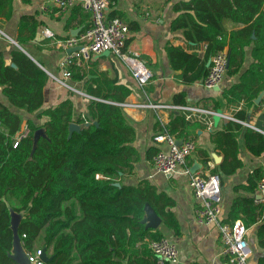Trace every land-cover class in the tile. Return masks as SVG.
<instances>
[{"label":"trees","instance_id":"trees-1","mask_svg":"<svg viewBox=\"0 0 264 264\" xmlns=\"http://www.w3.org/2000/svg\"><path fill=\"white\" fill-rule=\"evenodd\" d=\"M177 7L185 12L173 22V27L184 29L186 39L194 42L188 45L192 52L182 46L167 48L173 70L181 71L177 78L190 83L202 81L210 69L208 60L225 47L230 57L227 73L238 74L244 64L245 48L253 45V62L237 82L223 91L228 105L244 101L245 106L235 116L246 121V108L252 106L253 99L264 88V0H189ZM11 13L12 0H0V17L9 18ZM227 19L242 27L229 31L224 25ZM36 24L22 20L20 33L30 29L29 38L33 39ZM29 38L20 35L18 41L23 44ZM203 44L207 48L201 54L198 49ZM12 61L17 67L0 56V85L4 94L14 106L48 119L43 124L29 119V136L14 147L13 138L21 129L23 115L1 104L0 264H17L10 256V208L25 212L19 227L24 248L34 251L40 239V245L52 257L47 264H159L147 239H160L165 234L160 228L147 227L146 205L152 206L175 233L181 229L175 214L166 209L170 201L158 194L153 185L148 181L127 183L123 179V172L131 170L137 160L135 127L119 105L131 89L100 73L89 93L106 101L90 99L88 112L75 117L71 99L44 108V87L49 75L28 54L16 49ZM72 71L74 79L85 76L80 69L73 67ZM219 105L217 102L216 106ZM73 121L92 123L70 136ZM239 122L229 121L222 129L211 132L215 148L224 155L213 170L220 176L234 174L244 166L238 142L243 130L247 149L255 156L264 152V134L244 128ZM189 125L186 116L180 115L172 118L167 127L181 138L186 136L184 129ZM40 128H44V134L35 142L34 134ZM209 158L207 153L206 160ZM262 173L263 168H256L248 184L236 188L254 190ZM245 214L248 226L261 219L262 210L252 196H238L231 205L230 220ZM257 235L259 245L264 247V222ZM257 264H264V255L258 257Z\"/></svg>","mask_w":264,"mask_h":264},{"label":"crops","instance_id":"crops-1","mask_svg":"<svg viewBox=\"0 0 264 264\" xmlns=\"http://www.w3.org/2000/svg\"><path fill=\"white\" fill-rule=\"evenodd\" d=\"M114 1L115 3L108 11L109 18L120 17L129 25L130 33L127 46L140 52L141 59L153 70L154 78L143 90L123 60L112 53L103 52L95 55L91 62L83 66H74L85 74L81 80L73 77L68 80L76 90L60 85L49 76L44 87V108L71 99L74 104V116L85 115L88 112L87 106L91 98L82 92L90 94L89 89L96 86L93 80L100 73H106L109 78L116 79L118 83L131 89L130 95L125 99L128 101L149 99L161 104H186L214 111L221 109L223 115L218 120H215L214 115L211 114L204 115V121L186 118L190 122V125L184 129L186 136L180 138L174 134L181 140L194 138L197 141V149L187 161L192 170L214 173L213 170L223 161L224 155L215 148L211 140V132L222 129L229 121L239 122L226 117V115L236 117L235 112L245 106L244 101L240 104L228 105L223 91L237 82L241 73L253 62V45L245 48L246 56L240 72L235 75L227 73L219 87L207 88L202 84V81L190 83L176 77L181 71L173 70L167 51L168 46L171 45L182 46L189 52L193 51V48H189L188 45L194 44V42L186 39L184 29L173 27V22L185 12L182 7H177L178 4L189 0ZM44 5L47 9L42 7ZM24 19L38 23L36 24L37 33L33 39L29 38L32 34L30 29H25L20 33V23ZM90 23V14L80 6H73L67 11H61L53 0H12L11 16L9 18L0 17V27L11 37V40L0 39V56L7 64L17 67L12 61V52L20 49L28 54L48 75L50 72L60 76L59 63L68 50L59 47L54 39L45 37L42 34V28L48 27L55 32L57 38L65 39L72 36V32L78 28H81V33ZM224 25L229 31L242 27V24L229 19L224 21ZM20 35L29 39L22 44L18 41ZM206 48L207 44H203L198 52L203 54ZM225 48L228 50V47ZM210 59L207 62L209 67ZM217 102L220 104L219 107L216 106ZM1 104L23 115L20 131L26 127L29 128V119H34L38 124H43L48 119L47 116L37 118L36 112L28 113L24 109L14 106L4 94L3 86L0 85V108ZM246 109L248 119L244 122L248 124L239 123L243 124L244 128L250 127L264 134V88L253 99L252 106ZM124 110L135 127L136 136L133 144L137 149V160L131 170L126 169L123 172V179L127 183L148 181L155 187L158 194L170 201L166 209L171 210L178 219L180 233L177 234L173 229L167 227L162 217L158 228L163 231L165 236L174 240L179 247L180 258L175 264H230L228 257L221 253L223 244L218 226L214 223L200 224L196 220L199 201L189 185L188 176L181 172L182 168L178 173L167 176L158 172L153 165V156L157 151L161 147L168 148L166 144L156 143L154 136L161 133L163 126L166 124L168 126L172 118L185 114L176 110L165 112L134 108ZM244 132L243 130L238 137L239 157L243 160L244 166L234 174H221L220 176L223 189L221 220L224 222H233L230 220V209L234 199L238 196L254 197L258 184L254 190H249L246 187L236 188V186L247 185L250 174L256 168H264V152L260 156L253 155L246 147ZM207 153L210 158L206 160ZM254 204L261 211V206L255 201ZM245 218L246 214L242 215L241 219L244 222ZM262 222H264L263 213L258 222L249 226L246 224L248 239L253 249L250 264H257L258 257L264 255V247L259 245L257 235ZM40 243L39 239L34 245V250L44 247ZM48 255L50 256V253Z\"/></svg>","mask_w":264,"mask_h":264},{"label":"built area","instance_id":"built-area-1","mask_svg":"<svg viewBox=\"0 0 264 264\" xmlns=\"http://www.w3.org/2000/svg\"><path fill=\"white\" fill-rule=\"evenodd\" d=\"M53 2L62 11H67L73 6H80L83 10L90 14V25L80 34L72 35L65 39L56 37L55 32L48 28H42V34L45 37L52 38L56 44L68 50L74 46L81 45L78 50L66 53L61 59L59 66L61 75H55L49 72V76L55 82L69 89L76 90L68 80L73 77L72 68L74 66H83L91 62L95 55L106 51L118 56L123 60L131 70L133 77L136 79L140 88L145 90L148 83L154 78V72L141 59L140 52L132 50L127 46V40L130 33L129 25L120 17L109 18L108 11L115 3L114 0H53ZM44 9L47 7L42 6ZM0 39L11 40L6 31L0 27ZM230 57L226 48L218 51L211 56L210 69L206 77L202 80V84L207 88H217L223 82L227 72ZM91 99L102 100L96 96L82 92ZM124 109H153L156 112H165L167 110H176L183 112L187 119L204 121L206 114L219 115L222 112L206 109L199 106L186 104H161L155 103L149 99L144 101H128L119 103ZM226 117L241 121L234 116ZM91 121H86L83 125L88 126ZM211 126V124H210ZM163 131L154 136L156 143L167 145V149L160 148L153 156V165L158 172L167 176L174 175L182 168L183 173L188 176V182L192 188L199 206L196 209V220L200 224H216L219 228L221 241L223 244L222 254L228 257L230 264H250L253 256V249L248 239V227L243 219L238 218L233 222H223L221 214L222 206V185L221 177L216 173H202L194 171L190 168L187 161L197 149V141L191 139H179L170 133L167 124L163 126ZM31 130L26 127L19 131L13 138L14 147H17L23 138L29 136ZM101 177L100 174L97 175ZM254 201L261 206L264 214V168L262 176L258 182L255 192ZM148 247L158 257L159 264L177 263L180 258V250L177 243L169 237L160 239H147ZM43 248L28 252L31 264H47L42 259Z\"/></svg>","mask_w":264,"mask_h":264},{"label":"water","instance_id":"water-1","mask_svg":"<svg viewBox=\"0 0 264 264\" xmlns=\"http://www.w3.org/2000/svg\"><path fill=\"white\" fill-rule=\"evenodd\" d=\"M80 31L81 28H78L75 30V32H72V34L77 36L80 33ZM80 47L81 45L69 48L68 53L78 50ZM106 52L110 53V51H106ZM229 66L230 63L228 64V67ZM218 112L221 113L222 110L219 109ZM219 118H220L219 115L214 116L215 120H218ZM93 123L96 125L99 124L98 121H94ZM87 125L90 124L87 123ZM83 127H84L83 124H80L76 121L71 122L69 126L70 136L75 131H81ZM44 131H45L44 128H40L35 132L34 134L35 142L42 134H44ZM115 184L120 185V182H116ZM145 210H146V216L144 218V222L146 223L147 227L158 228L160 223L162 222L161 217L149 204L146 205ZM10 211H11V224H12L11 227L13 229V248L10 252V256L16 261L17 264H31L28 251L24 248L23 241L19 233L20 223L21 220L25 217V212H17L13 208H10ZM41 256L45 262H49L50 259L52 258L51 256L48 255L46 251V247H43V253Z\"/></svg>","mask_w":264,"mask_h":264},{"label":"rangeland","instance_id":"rangeland-1","mask_svg":"<svg viewBox=\"0 0 264 264\" xmlns=\"http://www.w3.org/2000/svg\"><path fill=\"white\" fill-rule=\"evenodd\" d=\"M223 190V189H222Z\"/></svg>","mask_w":264,"mask_h":264}]
</instances>
